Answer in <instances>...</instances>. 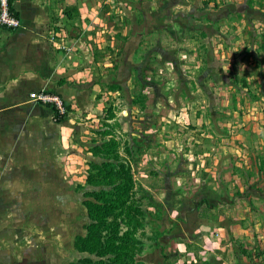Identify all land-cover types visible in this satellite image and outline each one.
I'll use <instances>...</instances> for the list:
<instances>
[{
  "label": "rangeland",
  "instance_id": "obj_1",
  "mask_svg": "<svg viewBox=\"0 0 264 264\" xmlns=\"http://www.w3.org/2000/svg\"><path fill=\"white\" fill-rule=\"evenodd\" d=\"M214 5L219 17L231 12L225 1ZM209 7L204 0L196 6ZM176 8L169 2L167 13ZM248 16L239 23L254 30L258 49L251 52L238 37L241 64L222 73L205 71L199 48H224L225 39L181 45L172 22L163 24L168 45L159 32L130 47L127 36L120 38L122 58L109 75L114 81L104 84L100 129H90L85 151L71 152L72 160L59 152L46 164L15 160L0 171V264H173L161 237L176 220L192 219L173 213L174 206H193L213 189L215 158L239 155L223 144L258 145L263 138L253 129L264 128V101L252 96H264V20ZM233 90L234 99L224 101ZM255 166L258 180L248 178L249 194L264 192L263 168ZM222 179L233 183L230 174Z\"/></svg>",
  "mask_w": 264,
  "mask_h": 264
},
{
  "label": "crops",
  "instance_id": "obj_2",
  "mask_svg": "<svg viewBox=\"0 0 264 264\" xmlns=\"http://www.w3.org/2000/svg\"><path fill=\"white\" fill-rule=\"evenodd\" d=\"M204 1L210 7L199 12L196 6L202 0H12L21 27L16 31L0 28V171L15 160L46 164L59 152L66 155L64 160H72L71 152L79 155L85 151L84 144L93 136L90 129H100L104 84L114 81L109 75L122 58L117 43L120 38L127 36V46H136L141 37L152 39L158 32V37H164L168 29L164 30L163 24L168 28L172 22L178 30L169 29L182 34L181 45L197 44L199 38L225 39L221 49L198 47L205 71L216 67L219 73L241 64L243 52L235 41L238 37L246 39L244 46L251 52L257 51L252 40L254 30L241 29L239 22L250 19L252 13L263 21L264 10L259 3L264 0ZM223 1L232 8L219 17L212 9ZM169 2L177 7L171 13L166 10ZM140 12L143 18L138 17ZM155 21L160 27L154 26ZM219 21L226 25L217 27ZM255 22L248 21L250 26ZM166 39L163 41L168 45ZM211 54V60H206ZM256 65L254 71L258 70ZM34 91L60 95L68 106L66 119L57 122L50 107L30 100L29 93ZM236 92L226 93L224 101L230 96L233 100ZM252 98L264 101V96ZM253 130L258 136L263 134L258 145L248 141L222 145L239 155L215 158L209 169L216 180L212 190L200 195L193 206L183 202L174 206L173 213L183 218L189 213L192 219L176 220L172 230L161 237L173 264H264V192L252 188L248 193V178L259 175L251 173L255 165L263 168L260 174L264 172V128ZM223 174H230L233 183L226 186Z\"/></svg>",
  "mask_w": 264,
  "mask_h": 264
},
{
  "label": "built area",
  "instance_id": "obj_3",
  "mask_svg": "<svg viewBox=\"0 0 264 264\" xmlns=\"http://www.w3.org/2000/svg\"><path fill=\"white\" fill-rule=\"evenodd\" d=\"M20 27L21 21L13 11L11 0H0V28L7 31H16ZM30 100L37 105L50 107L54 113L57 112L62 117H67L69 114L66 102L58 94L45 91H35L30 93Z\"/></svg>",
  "mask_w": 264,
  "mask_h": 264
},
{
  "label": "trees",
  "instance_id": "obj_4",
  "mask_svg": "<svg viewBox=\"0 0 264 264\" xmlns=\"http://www.w3.org/2000/svg\"><path fill=\"white\" fill-rule=\"evenodd\" d=\"M11 6H12V8H13V11L16 13V15L18 16V14H17V12L15 11V9H14V7H13V2H12V0H11ZM19 17V16H18ZM66 119V117H62V116H60L57 112L55 113V120L57 121V122H61V121H64Z\"/></svg>",
  "mask_w": 264,
  "mask_h": 264
}]
</instances>
